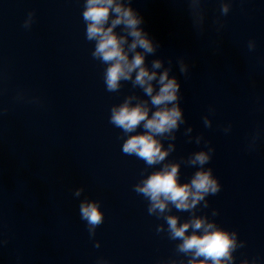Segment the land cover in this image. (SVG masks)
Instances as JSON below:
<instances>
[{"label":"water","instance_id":"95a60500","mask_svg":"<svg viewBox=\"0 0 264 264\" xmlns=\"http://www.w3.org/2000/svg\"><path fill=\"white\" fill-rule=\"evenodd\" d=\"M84 0H0V264H167L178 257L163 220L150 216L148 202L134 186L145 173L144 161L121 148L126 137L109 123L110 110L131 94L130 83L118 93L105 89V65L93 59L85 38ZM144 29L161 47L147 58L173 61L172 75L182 85L181 107L187 120L176 133L179 162L206 150L188 143L184 131L203 134L216 149L206 167L222 190L209 196L208 215L246 246L236 264L259 257L264 264V135L254 152L248 138L264 133V0H233L232 11L217 32L218 0H206V31L198 35L187 0H133ZM35 12L30 29L23 25ZM117 31H120L118 28ZM257 48L249 52L247 42ZM184 57L189 75L179 72ZM162 71V70H161ZM25 102H17L18 94ZM38 99L39 103L27 100ZM216 112L211 129L203 117ZM7 111H4V110ZM232 125L225 134L222 126ZM143 129H138L137 133ZM165 147L169 141H165ZM198 169L182 166L181 183ZM83 188L76 198L74 192ZM102 202L104 223L91 238L79 214L85 199ZM219 215L212 217L213 211ZM172 214L186 220L190 213ZM166 227V226H165ZM100 247L96 248V242Z\"/></svg>","mask_w":264,"mask_h":264},{"label":"clouds","instance_id":"9594fccd","mask_svg":"<svg viewBox=\"0 0 264 264\" xmlns=\"http://www.w3.org/2000/svg\"><path fill=\"white\" fill-rule=\"evenodd\" d=\"M219 16L214 20L216 31H222L226 22L222 19L232 11L233 0H218ZM192 25L198 35L206 31L207 11L206 0H187ZM133 0H84L82 19L85 24V38L94 44L91 53L93 59L105 65L103 81L109 93H118L130 83L133 89H140L144 97L131 94L122 103L110 110L109 123L122 131L124 143L121 151L127 156H135L144 161L146 168H157L151 174L144 175L133 190L148 202L147 212L150 216L163 220L156 231L167 233L171 241H179L175 246L178 257L187 259H170L167 264H236L235 253L246 246V241L239 239L237 231H229L221 227L208 215H197L201 208L209 207V196H215L222 190L219 179L214 175L210 164L216 149L211 141H206L204 135L193 136V127H187L184 136L187 142L204 145L206 150L191 153L179 162L168 158L176 151V133L182 125L187 124L185 113L181 107L182 85L177 76L172 75L173 61L154 59L151 65L147 63L150 55H155L161 45L145 31L143 16L132 6ZM35 12L28 14L24 27L30 29ZM120 31H117V29ZM257 42L250 39L247 42L249 52H255ZM176 63L179 72L187 77L191 65L184 57ZM162 70V71H161ZM21 93L17 102H25ZM28 103H39L38 99L27 100ZM4 111H7L6 109ZM215 108L210 107V115L203 117L205 128L213 127ZM143 129L139 134L138 129ZM222 131L229 134L232 125L222 126ZM262 133L257 130L248 138V152L258 148ZM165 141H169L165 147ZM182 166L195 167L198 170L192 175L190 182L181 183ZM84 193L83 188L74 192L79 198ZM102 202L85 198L79 205V214L86 222L91 238L96 236L97 229L105 221V213L101 210ZM188 212L189 217L181 221V217L172 214ZM212 217L219 215L212 212ZM166 226V227H165ZM7 240H0V246H6ZM99 248L97 241L94 245ZM97 264H108L101 259ZM241 264H260L259 257L244 258Z\"/></svg>","mask_w":264,"mask_h":264}]
</instances>
